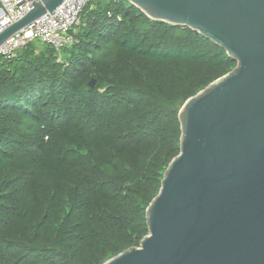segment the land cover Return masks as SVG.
Returning <instances> with one entry per match:
<instances>
[{"label": "trees", "instance_id": "1", "mask_svg": "<svg viewBox=\"0 0 264 264\" xmlns=\"http://www.w3.org/2000/svg\"><path fill=\"white\" fill-rule=\"evenodd\" d=\"M74 39L0 61V264H103L138 248L179 155L181 107L236 66L123 0H93Z\"/></svg>", "mask_w": 264, "mask_h": 264}, {"label": "water", "instance_id": "2", "mask_svg": "<svg viewBox=\"0 0 264 264\" xmlns=\"http://www.w3.org/2000/svg\"><path fill=\"white\" fill-rule=\"evenodd\" d=\"M64 1L32 3L0 46ZM123 1L197 32L236 66L183 104L179 155L146 209L148 235L103 264H264V0Z\"/></svg>", "mask_w": 264, "mask_h": 264}, {"label": "built area", "instance_id": "3", "mask_svg": "<svg viewBox=\"0 0 264 264\" xmlns=\"http://www.w3.org/2000/svg\"><path fill=\"white\" fill-rule=\"evenodd\" d=\"M40 0H0V33L21 19ZM93 0H65L51 14H46L9 38L0 46V61H11L17 52L37 41L60 51L74 44V27Z\"/></svg>", "mask_w": 264, "mask_h": 264}, {"label": "rangeland", "instance_id": "4", "mask_svg": "<svg viewBox=\"0 0 264 264\" xmlns=\"http://www.w3.org/2000/svg\"><path fill=\"white\" fill-rule=\"evenodd\" d=\"M80 24H81V20H80L79 24L76 27H74L73 33H76L77 32V29L80 26Z\"/></svg>", "mask_w": 264, "mask_h": 264}]
</instances>
